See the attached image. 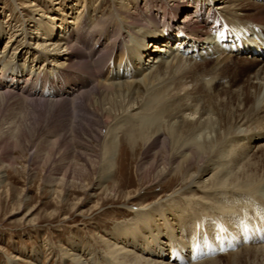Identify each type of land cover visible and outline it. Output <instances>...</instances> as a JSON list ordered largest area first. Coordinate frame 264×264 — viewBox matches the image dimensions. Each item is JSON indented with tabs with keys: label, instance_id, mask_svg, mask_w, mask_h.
Segmentation results:
<instances>
[{
	"label": "bare ground",
	"instance_id": "1",
	"mask_svg": "<svg viewBox=\"0 0 264 264\" xmlns=\"http://www.w3.org/2000/svg\"><path fill=\"white\" fill-rule=\"evenodd\" d=\"M45 1L48 10L20 4L32 16L19 18L18 25L0 20V41L11 31L0 49V97L48 107L83 106L84 100L98 143L96 149L83 143L71 151L67 167L75 175L69 179L66 171L60 182L101 189L103 198L122 201L133 213L97 234L96 246L71 236L59 247L65 261L214 264L221 258L242 261L249 252L264 259V173L259 159L246 160L253 143L264 149V64L253 74V93L228 95L241 75L231 66L232 55L221 50L233 52L236 37L245 42L242 49L247 46L239 26L264 27V0H108L107 13L106 0L96 9L84 0L76 11L75 0ZM24 54L28 60L20 65ZM245 55L237 59L248 63L243 73L264 63L260 55L251 61ZM150 61L158 65L139 77ZM130 117L134 121L128 123ZM130 163L145 182L123 191L129 184H119L117 176ZM75 169L93 174L95 183L87 185ZM156 183H162V194L137 204L145 187ZM82 204L78 199L74 208ZM100 207L97 201L94 208ZM33 257L39 259L37 251ZM20 261L28 262L17 254L7 260Z\"/></svg>",
	"mask_w": 264,
	"mask_h": 264
},
{
	"label": "rangeland",
	"instance_id": "2",
	"mask_svg": "<svg viewBox=\"0 0 264 264\" xmlns=\"http://www.w3.org/2000/svg\"><path fill=\"white\" fill-rule=\"evenodd\" d=\"M58 1L63 4L69 0ZM70 1V3L74 2L73 0ZM83 1L75 0L74 11L83 7ZM23 2L38 3L44 10H48L50 7V2L45 0H0V20L4 26L10 22L12 25H18L21 22L19 18L32 16L30 9L27 11L21 8L20 4ZM102 2L103 0H90L89 4L91 9H96ZM104 5L103 12L107 13L111 3L106 0ZM103 7H100V11ZM49 14L51 15L53 12ZM183 15L181 14L180 18ZM91 17L89 15V18ZM95 18L97 17L94 16ZM262 25H260L261 31H264ZM10 32V30H5L4 37L0 41L1 50ZM110 38L111 32L108 39ZM10 43H13V40ZM172 46L175 48L176 44H172ZM174 48L173 51H176L177 49ZM7 49L9 50V47ZM221 50L232 55L234 61L231 66L237 69V75H241L228 95L238 93L241 98L245 92L253 93L254 89L249 88V86L258 82L252 78L253 74L264 63L261 62V65L254 67V70L243 73V69L248 68V63L237 60L240 59L238 54L227 52L225 49ZM153 53L157 54L156 51ZM163 53V51H159L158 54ZM154 54L152 55L153 59L157 56ZM247 56L248 54L243 57ZM8 58L9 55L5 60ZM253 58L252 56L248 57L250 61ZM24 59H26V54L18 59L20 65L24 63ZM167 60H163V63ZM210 60L205 61L207 63ZM205 61L202 62L205 63ZM210 64L209 67L212 66ZM149 65L153 67L158 64L153 65L150 61L139 77L150 70ZM231 73L228 74L229 77H234L235 75ZM226 81L228 80H223L227 84ZM40 83L43 85L44 82L40 81ZM220 97L226 96L221 93ZM184 98H186L185 95ZM81 104L83 106L80 103L76 104L79 107L64 103L48 107V105L40 104L38 101H25L12 95L0 97V264H8V258L16 254L28 261H20L18 264H31L32 262H36V264H72L69 261L66 262L61 255L60 244L66 245L68 239L73 236L78 239H85L90 244L95 245L94 240L99 241L97 234L110 230L115 222L121 223L132 218L133 213H128L126 209H123L122 201L111 197L103 198V194L100 193L101 189L86 190L80 188L79 184L69 186L60 182L66 171V176L69 179L75 175V171L72 172L67 167L71 163L68 161L73 159L72 155L70 156L71 151L80 150L83 143L96 149L95 145L98 143L95 118L87 112L84 100H81ZM133 121L132 117L127 120L128 123ZM261 147L259 144L253 143L246 154V160L259 159V173H264V156L259 158L262 152L259 151ZM262 153H264V149ZM82 162V159L78 160V163ZM80 167V165L77 166V168ZM75 170L78 173L81 172ZM77 172L76 175H81V179L87 185L90 186L95 183L93 174L87 176L82 172L80 174ZM121 174L119 173L117 176L118 183L129 184L123 191H133L145 182V180L142 182L138 179L135 167L131 163L124 168ZM97 175L98 173L95 176ZM143 187L145 185L142 186V193L144 192ZM145 188L143 199L137 200L136 203H150L164 190L162 183H156ZM78 199H81L83 204L80 209L76 210L74 204ZM97 201H100L101 204L99 209L94 208ZM80 210L83 212L77 214ZM26 213L29 214L26 215ZM64 216L67 218L63 219ZM102 246L104 247L103 244ZM99 247L102 248L101 244ZM35 251L40 256L39 259H34L33 252ZM30 261L31 263H29ZM195 262L192 261L191 263ZM214 264H264V259L259 252H249L243 255L242 261L234 259L232 262L231 259L221 258Z\"/></svg>",
	"mask_w": 264,
	"mask_h": 264
}]
</instances>
